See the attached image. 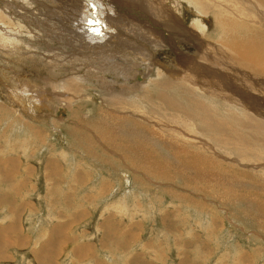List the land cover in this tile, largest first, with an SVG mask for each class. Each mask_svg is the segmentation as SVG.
Listing matches in <instances>:
<instances>
[{"label": "rangeland", "instance_id": "obj_1", "mask_svg": "<svg viewBox=\"0 0 264 264\" xmlns=\"http://www.w3.org/2000/svg\"><path fill=\"white\" fill-rule=\"evenodd\" d=\"M107 1L0 0V264H264V0Z\"/></svg>", "mask_w": 264, "mask_h": 264}, {"label": "bare ground", "instance_id": "obj_2", "mask_svg": "<svg viewBox=\"0 0 264 264\" xmlns=\"http://www.w3.org/2000/svg\"><path fill=\"white\" fill-rule=\"evenodd\" d=\"M49 1V0H48ZM104 3H107V2H109V1H105V0H102ZM113 1V0H112ZM125 1V0H124ZM134 3H133V5L134 4H136V2H135V0H132ZM147 1V0H146ZM150 1V0H149ZM156 1H162V0H156ZM191 1V0H190ZM189 1V2H190ZM193 1V0H192ZM29 2V1H28ZM137 2L139 3V5L140 6H138V8H140V9H142L143 10V12H145V13H138L136 10L134 11L133 9V11H130L129 10V12H128V10H126L125 8H123V7H117V12H119V13H122V14H124V13H128V14H131V15H140L139 17H140V19H141V21L143 22H140L139 21V24L141 25V27H138L137 29H134L133 31H132V34L135 36V38L136 39H132L131 38V41H129L130 43L133 41V40H135V44H129V42L127 43V42H124V40H122L121 41V43L119 44V46H118V48H119V51L121 50L122 52L123 51H126V50H132V51H134L133 50V47L134 46H136V47H140V54H141V58H143L144 56L145 57H147L148 55H149V53H147L146 52V50H145V48L144 47H142V41H141V39H142V37H144L146 34H147V30H149L150 31V29H148V27L146 26V25H148V26H150V27H152V28H154V29H158V26L156 25H154L153 23H151V20L149 19L150 17L149 16H151V15H153V16H159L161 19H163V20H165V24H166V26L167 27H171V28H175L176 27V25H175V23L174 22H170V21H168V20H166V18L164 17V15H163V13L162 12H160V11H158L157 9H155L154 8V6L152 5V4H149L148 2H139L138 0H137ZM82 4V3H81ZM154 4V3H153ZM196 4V3H195ZM132 5V4H131ZM114 9L116 8V3H115V5H111ZM175 6V5H174ZM8 7V6H7ZM40 7V6H39ZM176 7V6H175ZM174 7V8H175ZM122 8V9H121ZM136 9H137V7H136ZM178 10V9H177ZM170 11V10H169ZM146 12H149V13H151V14H149V13H146ZM165 12V11H164ZM173 12V11H172ZM174 13V12H173ZM174 15H176L175 13H174ZM177 16V15H176ZM57 17V16H56ZM133 17H135V16H133ZM109 18V17H108ZM135 18H137V17H135ZM26 19V18H25ZM52 19H54V17H50V20H52ZM107 19V18H106ZM28 20V19H27ZM45 20V19H44ZM29 22V21H28ZM31 22V21H30ZM45 22H47V21H45ZM59 22V21H58ZM63 22V21H62ZM71 22V21H70ZM144 22H146L145 24H144ZM81 23V22H80ZM130 23H131V21H125V22H121L120 23V26L121 25H123V24H125V26H122V29L123 30H125L126 28H127V25H130ZM41 24V23H40ZM83 24H84V22H83ZM163 24V23H162ZM165 24H163V26L165 25ZM118 25V24H117ZM162 26V27H163ZM166 27V28H167ZM184 27V26H183ZM206 28V27H205ZM118 29H120V28H118ZM168 29V28H167ZM190 29V28H189ZM121 30V29H120ZM179 29H177V31H178ZM174 34V33H173ZM91 35V34H90ZM160 35V34H159ZM7 36V35H6ZM14 36V35H13ZM16 36V35H15ZM147 36V39H148V44H145V46L146 47H148V45L150 46V47H159L160 46V44H162V43H167L170 47H172V48H174V46L176 45H172V44H170V43H172L171 42V40H168L166 37H162L160 40H158L157 38H152V35H146ZM8 37V36H7ZM13 38V37H12ZM51 38V37H50ZM185 38V37H184ZM119 39H121V37H118V40ZM175 39V38H174ZM4 40H5V38H4ZM52 40V39H51ZM146 40V39H145ZM173 40V39H172ZM10 41V40H9ZM8 41V42H9ZM13 41H14V38H13ZM50 41V40H49ZM176 41V40H175ZM7 42V41H6ZM176 43V42H175ZM69 45V44H68ZM70 46V45H69ZM193 46H195V45H193ZM202 46H204V49H203V51L202 52H205V45H202ZM163 47V46H162ZM200 48L201 47H199V46H196V49L197 50H200ZM203 48V47H202ZM154 49V48H153ZM153 49H152V51H153ZM176 53H178V52H176ZM180 54L181 55H183L181 52H180ZM73 56V55H72ZM186 56H189V55H186ZM70 58V57H69ZM189 59H190V68L188 67V66H186V64H182V65H184L181 69H180V66L178 67V70L177 71H175V72H170L169 73V76H168V78H169V80H171L172 81V85H178V84H186L192 91H199L201 88H204V92L208 95V96H212V95H216V93L217 94H220V97H221V99H224L225 98V95L227 96V100L228 99H231L232 101H234V102H236V103H241V105L243 104V105H245L246 104V101H244V100H238L237 98H233V97H231V94L229 93V92H226L225 90V88L224 87H221V88H219L218 87V85L219 84H215V80H214V77H215V74H214V69H213V65L211 66V65H209V64H206L207 65V67H204V65L201 63V61H209V59H208V56H207V54H204V57H201V58H199L198 57V54H197V56L196 57H193V58H191L190 56H189ZM179 61H185L186 62V59H183V58H181L180 57V59L178 60V62ZM123 64H125V63H115V64H110L109 66L111 67H113V68H117L118 70H120V71H122L123 73L124 72H126V70H127V68L126 67H124V66H122L121 68H119V66H121V65H123ZM257 66H260V64L258 63V61H257ZM211 75V76H210ZM176 83V84H174V83ZM171 84H169V85H171ZM179 86V85H178ZM176 87V86H175ZM146 87H144V89H145ZM126 90V89H125ZM135 91V90H134ZM253 91L255 92V93H257V89L256 88H254L253 89ZM128 93L129 92H132V91H127ZM132 96H128L127 95V93L125 94L124 92L121 94H116V92H113V91H110V90H108V92H107V100L108 101H110L111 102V104H113V105H116V106H121L122 108L124 107V108H126V107H128L129 105H131V106H133L134 107V109H136L137 107H138V105H139V101L138 100H135V103L137 102L138 104H135L134 103V99H132L131 98ZM149 104H151V102H148ZM172 103V104H171ZM170 104L171 105H169L170 107H172V106H174V105H176V104H173V102H170ZM195 106H197V105H195ZM194 106V107H195ZM249 106V105H248ZM178 107V106H177ZM176 107V108H177ZM119 108V107H118ZM121 109V108H120ZM256 110H258V109H256ZM155 112V111H154ZM196 114V113H195ZM179 118V117H178ZM182 121V120H181ZM176 124V123H175Z\"/></svg>", "mask_w": 264, "mask_h": 264}]
</instances>
